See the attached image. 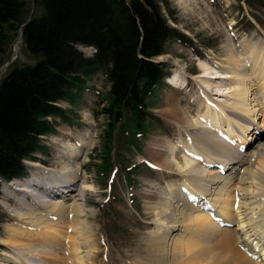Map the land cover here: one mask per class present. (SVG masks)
<instances>
[{"label":"rangeland","instance_id":"obj_1","mask_svg":"<svg viewBox=\"0 0 264 264\" xmlns=\"http://www.w3.org/2000/svg\"><path fill=\"white\" fill-rule=\"evenodd\" d=\"M22 1L27 12L25 20L42 14L38 0ZM163 7L164 15L168 19L170 16L175 19V22L171 19L167 20L168 25L175 28L182 38L181 41L168 42L164 54L154 61L164 67L167 78L174 76L176 79L179 78L178 82L183 87L181 91L165 84L164 81L152 92L146 100L149 118L140 133L131 115H123L121 121L113 123L101 112L103 105L106 104L104 101L109 88L103 73L93 75L87 79L85 86L75 93L76 97L72 103L59 104L60 108L67 111L64 114L67 124L60 119L52 120L57 126L56 133L43 137L45 148L43 152L35 155L43 168L39 172L49 169L51 172L49 175L57 173L56 177H51L52 180L67 182L69 175L76 176L74 181L76 180L77 190L74 195L78 197L66 200V203L70 204L78 200L77 202L82 206L83 219H86L85 222L91 231V245L93 249L95 247L93 255L97 256L94 264H142L148 235L158 230L157 226L148 224L152 222V215L145 211L147 202L144 198L145 193L151 191V187L155 188L153 192L159 194V197L150 202L157 203L161 208L168 203L166 199H171L172 196L168 188L169 183L165 180L167 173L161 172L162 162L156 160L153 154L155 151H162L163 144H166L167 148L175 145L177 147L175 163H178L181 169L184 168L185 174H195L194 171H188L190 170L188 168L200 162L196 160L195 154H190L192 149L190 152L187 146H192L194 143V147L202 150L208 148L205 146V139L209 136L207 124L203 119H199L207 110L203 91L214 102L222 105L231 104L232 91L236 87L239 89L240 85L236 78L227 79L225 76L237 71L242 76L251 78L253 72L257 73L261 68L260 64L264 58L262 51L264 0L252 7L238 0H167V4ZM20 29L16 34L8 33L9 52L0 68V82L14 66L34 62L33 58L25 53ZM82 50L87 56L93 54L92 49ZM207 68L209 71L204 70ZM204 83H209L210 88L203 86ZM217 86H220L221 91L213 89ZM170 101L175 102L176 108L181 110L183 115L185 114L186 120L196 123V126L184 125L171 111ZM210 113L211 111L208 110V115ZM224 121L220 123H224L225 130L229 125ZM234 130L238 132L240 128L235 125ZM62 131L70 132L72 139L61 135ZM75 139L82 141L80 144L85 147L80 150L77 160V163L81 164L80 170H75L73 160H68L66 155L68 152L66 141L70 140L67 143L74 145L77 143ZM180 141L183 144L181 146L185 145L187 151H179ZM259 141L263 140L259 139ZM256 143L257 141L248 151L258 153L255 149ZM233 144L238 143L232 139L228 146L236 149ZM263 150L259 152L258 157L264 155ZM162 158L170 157L166 155ZM262 158L260 162L263 164L259 168L264 172V157ZM202 166L206 170L215 168L203 164ZM39 172H36L38 176H42L43 174ZM30 174L28 169L25 177L32 178L35 174L34 169ZM174 180L179 181V178L176 176ZM260 181L264 182V179ZM18 182L21 181L12 182L14 187H17ZM39 182L41 181L37 178V183ZM262 182L255 187L261 189L264 186ZM5 186L0 188V243L5 239L8 228L21 229L16 225L17 220L15 222L11 219L13 217L10 213L19 210L18 205L20 203L24 205V199L27 200V195L20 196L17 192H13L12 197L4 195ZM84 187L86 188L82 189ZM181 193L188 197L187 193ZM26 200L25 204L29 206V199ZM71 218L70 215L68 219ZM236 224V222L231 223L228 228L233 229ZM218 225L223 226L221 223ZM192 234L189 233L192 239L203 241L201 237L196 238L194 233ZM215 236L216 238L213 235L198 245L207 252L203 264H243L232 247L220 243L222 233L219 236L215 233ZM61 247L58 248L61 251L59 256L63 258L65 257L63 252L67 251V247ZM228 250L231 251L230 254H227ZM2 253L13 257L18 255L19 251L0 244V254ZM191 254L194 256L197 252L193 250L186 253L183 264H190L192 261V264H195V256L193 258ZM250 264L255 263L251 261Z\"/></svg>","mask_w":264,"mask_h":264},{"label":"bare ground","instance_id":"obj_2","mask_svg":"<svg viewBox=\"0 0 264 264\" xmlns=\"http://www.w3.org/2000/svg\"><path fill=\"white\" fill-rule=\"evenodd\" d=\"M262 51L264 52V48ZM260 66L259 71L253 72L251 78L242 76L237 71L225 76L227 79L236 78L240 85L239 89L236 87L237 89L232 91L231 104L222 105L214 102L202 90L203 95L205 94L203 97L207 103V110L199 119H203L207 124L208 131H205L209 136L207 139L204 138L207 150L194 147L193 142L192 146H187L189 151L192 149L189 153L195 154L196 160L201 163L195 161L197 164L189 166L188 171H194L195 174H185L184 168L181 169L178 163H175L174 156L177 149L175 145L167 148V145L163 144L161 145L162 151H155L153 154L156 160L162 162L161 172L167 173L165 180L169 183L168 188L172 196L171 199H166L168 203L161 208L157 203H151L152 199L159 197V194L156 195V192H153L155 188L151 187L152 190L145 193L144 198L147 200L146 206L148 207L145 206V211L152 215V222L148 224L157 226L158 230L148 235V241L145 242L146 246L143 250L142 264H183L184 255L193 250L197 252L194 255L195 264H203L207 252L198 245L213 235L216 238L215 233L217 236L222 233L220 243L229 248L232 247L243 264H250L251 261L255 264H264V186L261 189L255 187L262 182L260 180L264 179L263 169L260 171L259 168L263 164L261 160L264 155L258 157L259 152L264 149V141H257L255 149L258 153L254 151L241 153L237 151V147L233 149L225 142V140L228 142L231 140L228 135L235 136L237 142L241 141L238 146L245 147L246 140H252L255 136L260 139L264 133V58ZM204 70L209 71L208 68ZM175 78L168 83L176 87V90L182 89V84ZM203 86L211 85L204 83ZM213 89L221 91L220 86ZM251 96H253L252 99ZM169 105L173 114L177 115L184 125L196 126V123L186 120L185 114L183 115L181 110L176 108L175 102L170 101ZM208 110L211 111L209 115ZM220 121L226 122L230 129L227 127L224 130L225 125ZM235 125L240 128L241 132H244L243 135L234 130ZM245 132L248 134L247 138ZM62 133L61 135L72 139L70 132L62 131ZM177 137L180 138V136ZM69 141H66L67 159L73 160L75 170H80L81 164H78L77 160L81 153L80 150L85 147L80 144L82 142L80 140L75 139L77 143L74 145L68 144ZM61 142L63 143L62 140ZM178 144L183 145L182 141ZM178 144L176 143V146ZM178 149H181L179 150L181 152L187 151L185 145ZM166 155L170 158H162ZM202 164L215 165L217 169L206 170L202 168L204 167ZM30 166L35 174L32 178L30 177L31 179L29 178L30 180L28 179L27 183L18 182L17 187L10 183L3 190L4 195L9 197H12L13 192L20 193V196H23L21 194L27 195L30 204L27 202L29 205L27 206L26 199H24V205L18 203L19 210L10 213L14 218L11 219L15 222L17 220L16 225L21 229L8 228L5 239L0 243L8 249L13 248L19 251L18 255L21 256L16 254L9 257L2 253L0 264H94L97 256L93 255L95 247L93 249L91 245V231L85 222L86 219H83L82 206L77 202L78 200L70 204L66 203V200L78 197L74 195L77 190L76 180L74 181L76 176L69 175L67 182L56 181L51 177H56L57 173L49 175L51 173L49 169L39 172L43 168L37 163H30ZM37 171L44 176H38ZM176 176L179 181L183 182L182 184L174 180ZM36 177L41 182L37 183ZM181 192L187 193L188 197ZM70 215L71 220L68 219ZM235 222L237 224L233 229L218 225V223L229 225ZM189 233H194V237H201L203 241L192 239ZM61 246L67 247V251L63 252L65 256L63 258L59 256ZM229 251L227 254H230L231 251ZM65 253L68 255L66 256ZM237 256L235 257L239 260ZM230 261L232 263V260ZM192 262L189 263L192 264Z\"/></svg>","mask_w":264,"mask_h":264},{"label":"trees","instance_id":"obj_3","mask_svg":"<svg viewBox=\"0 0 264 264\" xmlns=\"http://www.w3.org/2000/svg\"><path fill=\"white\" fill-rule=\"evenodd\" d=\"M249 7L263 0H244ZM39 17L25 20L22 0H0V68L8 33L21 27L33 64L14 66L0 82V187L24 174L23 161L43 152L52 120L67 124L59 104H70L87 79L103 73L108 85L101 112L113 123L131 115L141 131L146 100L165 70L153 62L181 34L163 13L167 0H38ZM78 47L93 49L85 56Z\"/></svg>","mask_w":264,"mask_h":264}]
</instances>
